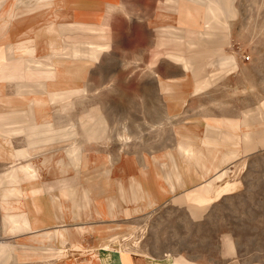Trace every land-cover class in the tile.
I'll list each match as a JSON object with an SVG mask.
<instances>
[{
	"label": "crops",
	"instance_id": "obj_1",
	"mask_svg": "<svg viewBox=\"0 0 264 264\" xmlns=\"http://www.w3.org/2000/svg\"><path fill=\"white\" fill-rule=\"evenodd\" d=\"M82 1L0 0V40L4 41L0 43V104H9L0 110V161L14 162L8 172L0 174V233L2 236L32 233L13 243L0 240V264H16L18 260L44 254L41 242L46 243L50 254L57 255V245L66 241L65 231L52 230L58 228L50 226L68 219L102 218L104 207L99 205L102 202L96 201L99 198H109L104 217L118 218L127 216V206H132L138 214L178 188L196 184L175 201L186 202L194 216H202L213 201L210 198L200 200L196 193L199 196L219 195V175L211 183L210 179L221 174L223 161L231 162L240 153V147L226 142L223 135L241 136L246 151L264 143V120L249 122L245 115L241 118L205 117L194 125L199 128L196 129L199 135L177 130L179 147L153 158L147 157L149 167L145 168L125 158L116 164L108 162L106 156L97 159L83 153L80 146L63 152L47 151L31 158L32 152L37 154L57 143L73 140L79 134L87 140L108 135L106 118L98 111L83 118L80 132L48 121L50 104H61L58 109L63 113L84 94L85 87L79 80L87 72L89 63L109 46L93 40L98 36L106 37L104 23L108 13L127 12L120 0H95L94 5L86 7L80 6ZM232 5L235 9L233 0ZM152 10L154 18L149 24L159 33L158 45L164 46L167 56L183 66L185 79L192 76L188 85L193 87V94L213 82L205 69L208 58L212 59L210 63H214V57L218 58L221 73L236 67L235 60L222 50L230 36V24L228 19L225 29L219 30V0H150L144 11L150 13ZM198 15L205 17L201 28L195 21L189 28L181 27L182 21L183 25ZM57 18L65 20L57 23ZM42 40L49 50L44 57L37 56ZM186 62L198 64L186 69L183 65ZM7 83H13L14 96L5 95ZM75 96L77 100H73ZM167 109L172 110L169 103ZM14 136L27 137L28 146L15 148ZM202 142L219 150V168L212 176H209L212 166ZM21 158L27 161L15 162ZM203 161L206 166L201 165ZM91 164L93 166H89ZM74 172L79 173L80 181L66 184ZM45 175L61 183L57 192L47 193L41 182ZM79 230L83 232L86 228ZM71 234L70 238L85 237L76 231ZM88 234H95L96 239L117 237L97 228ZM227 243L229 250L234 251L233 241L227 238ZM95 250L90 258L78 264L129 263L130 258L123 259L117 249L108 250L103 246ZM132 261L133 264H195L183 256L175 259L143 255Z\"/></svg>",
	"mask_w": 264,
	"mask_h": 264
},
{
	"label": "rangeland",
	"instance_id": "obj_2",
	"mask_svg": "<svg viewBox=\"0 0 264 264\" xmlns=\"http://www.w3.org/2000/svg\"><path fill=\"white\" fill-rule=\"evenodd\" d=\"M120 1L127 12H109L104 23L106 37L93 38L109 46L89 63L87 72L79 80L85 87L84 94L78 100L75 96L73 100L77 102L66 112L60 113L58 108L62 105L59 103L50 104L48 110V121L79 132L83 118L98 111L106 118L108 135L87 140L79 134L73 140L57 143L37 154L32 152L31 158L47 151L63 152L80 146L83 153L97 159L106 156L108 162L116 164L125 158L145 168L149 167L147 157L153 158L179 147L177 130L197 134L199 128L194 125L205 117L241 118L245 115L249 122L264 120V0H233L235 9L232 0H219V30L225 29L228 19L230 24V36L222 50L235 60L236 67L221 73L218 58H213L214 63L208 58L205 69L213 82L196 94L188 85L192 76L185 79L183 66L167 56L164 46L158 45L159 33L149 24L154 18L153 10L144 11L150 0ZM94 3L95 0H83L80 6ZM130 15L135 17L130 18ZM63 20L57 18L56 22ZM203 20L205 17L201 15L194 16L183 25L182 21L181 27L189 28L195 21L201 28ZM48 53L45 41H40L37 56L44 57ZM197 64L186 62L183 65L187 69ZM14 91L13 83H7L5 95L14 96ZM168 103L171 111L167 109ZM7 105V102L0 104V110ZM223 137L229 144H237L240 153L231 162L223 161L221 174L210 179L211 183L219 175V195L199 196L196 193L200 200L210 198L213 201L202 216H194L186 202L175 201L196 184L178 188L138 214L132 206H127V216L118 218L104 217L109 198H99L96 201L102 202L99 205L104 207L102 218L68 219L50 226L58 228L52 230L65 231L66 241L57 245V255L50 254L46 243L41 242L44 254L18 260L16 264H78L103 246L108 250L117 249L123 259L129 257L128 264L143 255L175 259L183 256L195 264H264V143L246 151L241 136L226 134ZM12 144L15 148H25L27 137L14 136ZM202 145L212 166L209 175L212 176L219 168V150L203 142ZM26 161L21 158L15 162ZM13 163L0 161V174L8 172ZM78 174L70 175L66 184L78 183ZM41 182L47 193L57 192L61 185L48 175ZM80 228L86 231L81 232ZM96 228L117 237L96 239L95 234H88ZM72 231L85 237L70 238ZM30 235L32 233L2 236L0 233V240L13 243L15 239H26ZM227 238L233 241L234 251L229 250Z\"/></svg>",
	"mask_w": 264,
	"mask_h": 264
},
{
	"label": "bare ground",
	"instance_id": "obj_3",
	"mask_svg": "<svg viewBox=\"0 0 264 264\" xmlns=\"http://www.w3.org/2000/svg\"><path fill=\"white\" fill-rule=\"evenodd\" d=\"M62 1H64V2L66 1V2L70 3L71 0H62ZM62 1H61V2H62ZM197 157H198V153H197ZM199 160L201 161L202 159H200V157H199ZM203 160H204V159H203ZM200 161H199V162H200ZM195 163H196V162H195ZM201 163H202V162H201ZM205 163H206V162H205ZM205 163H204V161H203V163H202L201 165H203V164H205ZM199 164H200V163H199ZM195 165H197V164H195ZM205 166H206V164H205ZM205 166H204V167H205ZM207 166H208V165H207ZM204 167H203V168H204ZM197 168H198V166H197ZM209 168H210V166H209ZM209 170H210V169H209ZM202 171H203V170H202ZM224 174H225V173H223V174L220 175V176H223ZM201 178H202V177H201ZM182 179H183V178H182ZM104 187H105V185H104Z\"/></svg>",
	"mask_w": 264,
	"mask_h": 264
}]
</instances>
